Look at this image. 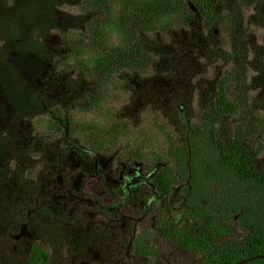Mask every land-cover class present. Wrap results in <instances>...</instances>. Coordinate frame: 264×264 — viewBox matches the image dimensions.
<instances>
[{
	"label": "trees",
	"instance_id": "obj_1",
	"mask_svg": "<svg viewBox=\"0 0 264 264\" xmlns=\"http://www.w3.org/2000/svg\"><path fill=\"white\" fill-rule=\"evenodd\" d=\"M230 1L0 0V119L11 121L41 113L44 97L36 89L40 74L29 68L32 63L47 66L49 80L72 74L89 79V91L76 106L82 116L96 115L115 92L122 93L121 88L128 84L130 77L143 82L144 92H149L153 84L146 79L158 80L168 76L169 70L183 69V61L174 54V48H183L186 43L191 44L192 39L211 34L220 26L230 32L237 23L235 10L229 9ZM70 3L77 7L78 35L75 38L71 35L72 42H69L68 34L62 32L58 45L48 48L45 39L58 28L57 10ZM255 19L264 26L261 15ZM178 35H184L188 42L181 46L180 41H176ZM113 37L119 39V45L110 44ZM234 38L239 41L237 36L232 37L229 50L214 57L223 65L211 84L214 92L201 93L195 117L178 114L181 116L177 119L179 126L174 127L177 131L166 129V123L154 116L158 114L150 112L149 108L152 111L154 108L149 106V101L132 114L142 117L147 113L148 119L156 121L155 126L164 134L167 150L179 167L181 180L187 179L190 184L185 205L189 217L198 222L199 228L197 233L192 228L180 232L178 244L187 250L197 249L200 264H233L264 255V170L260 169L258 161L264 151L259 141L264 131V117L251 107L246 94L251 87L264 86V48L259 49L261 54L254 65L248 64L242 47ZM174 43L177 45L173 47ZM71 58V64H66ZM246 64L260 73L256 78L261 79L259 84H255L256 79L251 84L245 82ZM233 83L236 91L230 94ZM237 88L243 93L237 92ZM152 93L155 96L156 91ZM62 105L60 102V106L50 110L44 133L80 139L83 128L89 123L75 128L76 118L72 113L66 114ZM259 109L264 111V106ZM114 112L107 114L110 121L115 120V125L109 126L105 136H101L104 127L99 123L88 126L85 143L94 150L102 152V142L110 145L103 151L108 153L110 148L117 147L112 145L118 137L121 140L134 131L140 134L138 122L131 124L127 120L129 115ZM216 130L221 133L217 134ZM11 133V139L20 143L23 153L20 156L24 160L28 159L30 150L34 153L46 145L40 142L32 127L25 133H21L19 127L13 128ZM105 138L109 140H103ZM128 142L122 140L121 144L129 154H134ZM11 148L17 150L18 145L0 138V179ZM46 151H52L49 145L43 153ZM154 160L162 161L159 157ZM11 182H19L18 173L12 176ZM234 218L236 230L242 236L224 238L229 231L226 225ZM219 238L222 239L219 241ZM138 246H146L142 255L153 251L148 245ZM27 263L48 264L46 255L37 245L33 246ZM245 264H264V260Z\"/></svg>",
	"mask_w": 264,
	"mask_h": 264
},
{
	"label": "rangeland",
	"instance_id": "obj_2",
	"mask_svg": "<svg viewBox=\"0 0 264 264\" xmlns=\"http://www.w3.org/2000/svg\"><path fill=\"white\" fill-rule=\"evenodd\" d=\"M262 4V6H260ZM77 7H75L74 3H70L64 5L57 10V24L58 28L56 32L50 34L48 38L45 39V43L48 48H55L60 40V33L64 32L68 34L67 41L72 42L71 35L75 38L78 35L79 30V16L77 12ZM235 10V15L237 17V23L233 24L232 28L228 29L220 26L218 29H215L211 34L199 35V39L194 40L192 39L191 44L186 43L188 42L184 35H178L179 37L176 41H180L181 46L174 48V54L178 56L183 61V69L179 68V71L172 72L169 70L167 73L168 76H164L161 79H146L151 80L152 84L155 86V96H152V88H150L149 92H140L143 90L145 84L143 82H135L136 79L130 77L128 80L129 84L121 90L122 93L117 94L115 92L114 95L111 96L110 100L106 101L102 105V109L94 115L93 113H88L82 116L79 115V112L76 110V106H78V102L85 96V93L89 91L91 83L89 82L88 78L80 79L77 75H70L58 79H47V70L48 67L43 65L39 66L37 63L29 64L30 69H36V73L40 74V77L36 80L37 90L39 93L42 94L44 100L42 101V108L40 109L41 113L36 114L34 117L23 115L21 117H17L12 119L11 121L6 119H0V138L5 139L8 142H11L17 146V150L15 148H11V151L7 157V163L5 165V172L2 174L0 179V192L2 194L9 192L10 199L7 205V199L4 198L3 208L8 206L12 209L15 213L14 208H16V212L18 214H23L24 209V200L30 199L32 204L29 205L30 208L35 206L33 196L31 192L28 190L29 185H24V188L21 187V181L25 179V175L28 170H32L34 168L37 170V175L34 178L36 182L37 179L43 177L44 179H49V176L52 175L53 172V164L47 157L45 153H43L48 145L52 150L53 155L57 158V154L63 150L68 148L66 139L64 137H56L53 136V133L45 134V128L47 126V118L50 115V110L56 106H60V102L63 104L61 107L66 108L62 109L66 112V114L70 115L73 114L74 118H76V126L81 127L85 123L86 125L97 122L100 126H103L101 136H105L106 133L109 131V126L112 124L115 125V120L110 121L107 114L108 112H114L118 115H129L127 120L131 124H135L138 122L140 124V134L139 132H132L128 133L126 137H123L121 140L118 137V140L112 146H117L115 149L110 148V152L103 153V155L99 156V160H107L111 162L114 160L113 155L119 153V156L126 158L128 160H133L136 162H140L143 165H154L153 167H157V173L160 175L159 180L163 179L164 173L168 176V180L171 181V193L177 197L176 200H173V206L179 209V205L181 199L188 195L190 192V184L186 179L183 184L180 185L176 178L178 179L180 175L179 167L176 163L172 160V154L167 150V145L165 143L164 134L159 132L157 127L155 126L157 123L154 120L148 119L145 113L142 117L141 116H132V114H136L134 110L138 109L140 102L141 104L144 103L143 97L147 96V100L149 98V106L153 107V111L149 108L150 112L157 113L158 115L154 114L156 118L160 121H164L166 123V129L169 128L171 131L175 132L178 129L174 128L177 124V119L180 118L178 114H182L187 117H195L197 113V108L200 102V99L203 95L201 93H213V88H211V84L214 83L215 79L218 77V70L223 68V65L214 57H218L221 53H225L228 51L229 41L232 40V37L237 36L234 38V42L238 44L239 47H242L244 54H245V62L248 64L251 63L254 65V62L260 56L261 47L264 48V26L260 25L256 22L255 17L261 15L264 18V0H231L230 1V8ZM233 15V16H235ZM193 28L197 27L192 26ZM194 40V41H193ZM110 44L113 46L119 45V39L116 37L111 38ZM177 45L176 43L173 44V47ZM52 53L54 51H51ZM55 56H57L55 54ZM209 58V59H208ZM214 58V59H213ZM72 58L68 59L66 64H71ZM259 62V61H258ZM259 67L260 64L258 63ZM264 65V64H263ZM41 69V70H40ZM155 74V73H154ZM260 73L255 71L253 68H250L246 64L245 68V82L247 84H251ZM142 80V79H139ZM260 78L255 80V84L260 83ZM233 86L230 87L229 93L232 94L236 91V85L233 83ZM257 86V85H255ZM145 88V87H144ZM248 88L249 85H248ZM237 92L241 94L242 89L237 88ZM247 99L254 110H257V113L260 116L264 117V111L260 110L261 106H264V86L258 88H250L249 93L247 92ZM172 98V101L171 99ZM86 105V102H84ZM260 106V107H259ZM107 109V110H106ZM106 110V112H105ZM140 110V108H139ZM180 110V111H179ZM98 116L100 118H98ZM82 118V119H80ZM231 122H234L231 120ZM85 126L83 129L84 133L82 137L79 139L78 137H73L71 139L76 146L84 152L91 153L93 152V147L87 145V128ZM19 127L21 133L27 132V130L32 127L35 129L36 136L39 138L41 143H46L45 147L38 148L36 152L29 151L27 155V160H24L20 154H23L20 150V143L17 140H12V129ZM65 128V125H63ZM133 125L130 127L132 130ZM135 130V128H134ZM136 131H138L136 129ZM217 134H220V130H216ZM66 133V132H65ZM134 133V134H133ZM25 141L24 139H22ZM103 140H109V138H105ZM122 140L129 141L128 145L130 149L134 151V154L128 153V149L124 148L121 144ZM259 141L264 145V131L259 136ZM102 150H106L109 144L100 142ZM173 146H177V144H173ZM111 146V147H112ZM169 146V143H168ZM102 151V152H103ZM101 152V153H102ZM51 154V153H50ZM139 155L141 157H139ZM66 158H76V160H81L75 153L68 149ZM156 157L161 158V162L157 163L154 159ZM87 163V170H90L91 163L93 162V158L89 155L88 159H84ZM105 161V162H107ZM259 167L261 170H264V151L258 160ZM139 163V164H140ZM107 163H104L106 165ZM141 164V165H142ZM32 172V171H31ZM18 173L19 176V185L12 184L11 178ZM162 178V179H161ZM181 178V176H180ZM92 181L96 182L97 185H100L98 181L95 179H91ZM11 184L10 188H6L7 184ZM47 183L45 182V185ZM49 184L53 187L54 185L57 186L58 184H54L53 180L49 179ZM55 188V187H54ZM8 190V191H7ZM48 191V192H47ZM186 191V193H185ZM50 189H43L40 193V196L43 198L45 196V201L40 204L41 207H44L45 210H50L52 208V213L55 210L56 203H59L58 210H63L67 214V209H71V206L66 205L60 201V199H54L53 195L49 196ZM43 200V199H42ZM62 206H65L67 209H63ZM180 210V209H179ZM179 210L173 211L168 213L169 216L172 218V222H168V228L172 230L180 229L179 226L175 225L177 220V216L181 213ZM47 213L46 211L44 212ZM51 213V215H52ZM18 214H15V219L13 222H16L18 218ZM1 215V214H0ZM50 215V216H51ZM62 216V215H61ZM63 217V216H62ZM57 219H52V223H58V220H63L66 223L64 227V231L67 233L71 228L69 227V223L67 224L65 218L61 219L58 217H54ZM89 220V216L82 217L79 224H85ZM185 222V221H184ZM182 223V222H181ZM192 225V224H191ZM33 226V225H30ZM45 230V229H44ZM37 229L35 230V232ZM33 234H31L32 236ZM231 237L240 239L242 233L238 230H234L231 232ZM155 237V236H154ZM60 238L59 233L53 231L50 234V237L47 238L43 236L38 243L44 250H47V254L49 255L50 259L48 260V264H97L95 261L90 262L84 254H81L78 251L71 252V248L64 247L66 244V239L61 238L59 241L63 247L60 246L58 239ZM157 239V237H155ZM5 239V238H2ZM38 237L36 236V242ZM47 244H46V242ZM32 241H29L31 243ZM154 242H150V246L154 250L157 251L158 256L150 261H147L145 264H200V256L196 252H182L180 249L174 247L173 245L166 244L159 249L158 246L153 244ZM163 242H161L162 245ZM51 244V245H49ZM7 246L0 245L1 256H2V263L1 264H26V252L27 249L20 250L19 248L15 251L12 250L11 245L5 243ZM30 245V244H29ZM28 245V246H29ZM25 250V251H24ZM159 253L161 254L159 256ZM137 264H144L143 261H136ZM100 264V263H99Z\"/></svg>",
	"mask_w": 264,
	"mask_h": 264
},
{
	"label": "flooded vegetation",
	"instance_id": "obj_3",
	"mask_svg": "<svg viewBox=\"0 0 264 264\" xmlns=\"http://www.w3.org/2000/svg\"><path fill=\"white\" fill-rule=\"evenodd\" d=\"M197 38L199 39V37ZM129 81L131 80H128V84ZM154 87L153 85L151 91H155ZM121 91L123 92V90ZM144 91L143 87L140 92ZM146 97L142 98L144 102L149 101V98L147 100ZM139 108H142L141 102L138 109L134 111L137 112ZM65 139L68 148L59 152L57 158L52 151L45 152L53 164V172L49 179L51 178L54 184H58L57 186L52 187L49 184V179L46 180L43 177L35 182L37 170L34 168H32V172L27 169L25 179L20 182L22 188L24 185H29L28 190L33 199L35 196L33 208L29 207L32 204L30 199L24 200V209L21 215L16 212V208H14L15 213L8 206L3 208L4 198L7 199L8 205L10 194L9 192H4V194L0 192V245L7 246L5 243H9L13 251L18 248L22 251L27 249L26 264H28L27 259L34 245H37L46 255L48 262L50 257L47 250H44L38 241L43 236L49 238L53 231L59 233L58 242L61 241V238L66 239L64 247L71 248V252L78 251L84 254L90 262L95 261L97 264H137V260L143 261L145 264L147 261L155 259L158 253L153 249V251L142 255L146 252V246L140 248L138 245L152 247L150 242H154L153 244L159 249L169 244L182 252H196L199 255L197 249L187 250L178 244L180 232L192 228L193 232L197 233L199 224L189 217V211L185 205L187 195L179 202L180 210L173 206V200H176L177 197L171 193L168 176L161 173L164 175V180H159L160 174L157 173L156 166L143 165L132 159L128 160L119 156L121 152L114 154V160L111 162L99 160V156L103 155V152L94 149L91 153L81 151L78 147L76 149L77 145L67 135H65ZM69 148L81 160H76L75 157L66 158L65 155ZM89 155L92 156L93 162L90 170H87L89 163L84 159H88ZM104 163L107 164L104 165ZM91 179H95L100 185ZM176 181L181 187L183 181L180 175ZM10 185L8 183L6 188H10ZM45 188L50 189L49 196L53 195L54 199H60L62 203L71 206L70 210L62 206L64 210L67 209V214L63 210H58L59 203L55 204L53 213L52 208L45 210L40 206L42 202H46L45 196L43 198L40 196ZM176 210L181 213L175 222V225H178L180 229L172 230L168 228V222L173 221L168 213L172 212L173 214V211ZM15 214H18V218L16 222H13ZM61 215L71 228L67 233L64 231L66 223L63 220H58L59 224L52 223V219H57L54 217L64 219ZM87 215L90 219H87L85 224L78 226L82 217L85 218ZM226 228H229V231L224 238H233L230 235L232 231L236 230L235 218L232 223L226 225ZM31 234L33 235L31 236ZM36 236L38 237L37 242ZM221 239L219 238V241ZM29 241L32 242L29 243ZM161 242H163L162 245ZM59 244L63 247L60 242ZM0 259L2 260V256Z\"/></svg>",
	"mask_w": 264,
	"mask_h": 264
},
{
	"label": "water",
	"instance_id": "obj_4",
	"mask_svg": "<svg viewBox=\"0 0 264 264\" xmlns=\"http://www.w3.org/2000/svg\"><path fill=\"white\" fill-rule=\"evenodd\" d=\"M258 259L264 260V255H258V256H255V257H251L249 259H245V260L233 263V264H245V263H249V262H252V261H255V260H258ZM223 264H227V263H223Z\"/></svg>",
	"mask_w": 264,
	"mask_h": 264
}]
</instances>
